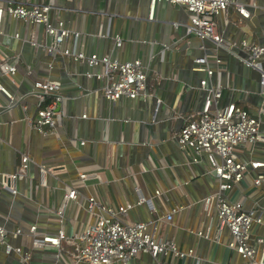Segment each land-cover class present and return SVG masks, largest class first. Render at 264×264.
<instances>
[{
    "label": "crops",
    "instance_id": "1",
    "mask_svg": "<svg viewBox=\"0 0 264 264\" xmlns=\"http://www.w3.org/2000/svg\"><path fill=\"white\" fill-rule=\"evenodd\" d=\"M18 1L0 0V6ZM36 1L51 2L52 22L63 20L67 28L80 32L78 38L70 40L73 50L110 55L120 61L140 59L147 66L145 95L121 96L115 101L104 98L103 82L85 74L99 71V67L48 54L42 46L48 41L42 24L2 17L0 59L4 56L17 61V71L11 77L0 73V86L13 97L10 101L0 91V176L15 172L23 154L29 163L25 176L15 182V194L0 187V224L7 229V240L30 251V258L21 261L19 254L6 253L0 246V264L70 262L66 253L57 260L53 248L32 249L29 234L13 237L11 232L17 227L26 231L30 224H36L41 233L52 234L62 227L72 236L94 220L85 209L88 196L112 208L130 203L127 214L118 216L122 222L153 221L156 225L151 223L149 230L154 234L174 240L183 251L193 249L192 255L182 258L160 256L161 264H243L241 256L228 248L230 233L225 227L219 228L215 209L209 214L204 210V198L217 190L206 156L180 148L176 136L204 102L205 91L199 88V80L205 73L193 69L197 56L208 54L221 60L216 65L209 58L214 69L210 83L223 91L219 104H238L253 116L264 108L259 70L244 64L246 54L238 47L225 50L212 41L186 35L188 14L179 4L161 1L151 6L149 0ZM232 2L216 18L218 32L229 42L246 38L264 45V0ZM238 5L248 10V17L237 11ZM16 32L19 38L14 37ZM116 35L122 38L118 47L114 45ZM30 39L41 45L32 46ZM261 66L264 70V57ZM41 79L59 82L64 97L55 108L62 118L53 132H48L47 125H43L45 133L37 132L28 123L36 112L32 87ZM260 130L264 134V120ZM82 140L85 142L80 144ZM236 154L243 161L264 162V141L240 145ZM82 172L96 176L81 182L78 174ZM257 173L264 175V166L250 169L224 195L242 201L245 209L264 218V181L259 186L253 184ZM69 187L77 188V198L67 204L60 223L56 211ZM142 198L148 202H139ZM175 207L180 209L166 220V214ZM257 238H263L264 245L261 224L252 225L248 241L256 245ZM62 246L64 250L70 248L65 243ZM153 263L144 253L128 264Z\"/></svg>",
    "mask_w": 264,
    "mask_h": 264
},
{
    "label": "built area",
    "instance_id": "2",
    "mask_svg": "<svg viewBox=\"0 0 264 264\" xmlns=\"http://www.w3.org/2000/svg\"><path fill=\"white\" fill-rule=\"evenodd\" d=\"M151 6L161 1L183 6L188 14V23L185 25L186 35H194L201 41H212L216 47L231 50L238 47L246 54L243 59L247 67L255 68L260 72L259 84L261 92L264 93V70L261 60L264 57V45L251 42L242 38L238 43L227 41L217 30L216 18L225 13L232 0H149ZM51 2H37L36 0H20L14 3H6L0 6V24L2 17L7 15L10 18L28 22L31 25L42 24L48 41L42 44L48 54L63 55L74 61L85 62L90 68L99 67L100 70L86 72V76L95 77L103 82L101 87L104 98L115 101L121 96L135 98L145 95L147 80V66L136 58L129 61H120L110 55L91 53L85 54L82 51L73 50L70 47V40L79 37L80 32L67 28L63 20L51 21ZM237 11L248 17V10L238 5ZM1 33V29H0ZM19 38V33L14 34ZM32 46H40L33 39L29 40ZM115 46H121L122 38L114 37ZM213 58L216 65L221 63L217 56L203 54L194 59V70L205 73V77L199 80V88L205 91V98L201 110L191 114L190 118L180 128L176 140L180 148H191L199 155L204 154L209 163L210 173L217 182V190L208 194L203 200L204 210L207 214L215 209L219 228H227L230 233V240L227 243L229 249L234 250L243 259V264H264L263 238L256 239V245L248 241L250 230L253 224L264 226V218L254 210L245 209L242 201L229 200L224 192L230 190L248 174L250 169H257L264 166V162L257 160L243 161L237 157L236 149L240 145L253 144L264 141V134L261 132L264 108L258 110L257 116L235 103L220 105L222 87L212 85L210 78L214 69L210 66L209 58ZM17 61L9 60L7 57L0 59V73L7 77L13 76L17 71ZM60 83L54 80L41 79L34 82L32 90L36 96V112L28 123L40 133H45L43 125L49 127L48 132L61 122V113L56 111V105L64 98L60 94ZM10 101H13L11 94L0 86ZM82 116H85L83 114ZM85 141L82 140L80 144ZM196 160V159H195ZM29 158L23 154L18 169L12 173H3L0 176V187L16 193L15 182L25 176L28 169ZM44 172V168H39ZM96 176L95 173L82 172L78 179L83 182L85 179ZM264 181V175L257 173L253 178V184L259 186ZM155 194L159 195L156 190ZM77 188L69 187L62 195L60 205L57 208L59 222L62 223V216L67 204L76 200ZM85 209L94 216V220L88 223L79 232L68 236L62 227H58L52 234L41 233L37 230L36 224H30L27 230L17 227L11 232V236L18 237L27 233L31 237V248L45 250L53 248L55 258L59 260L63 253L71 259L65 264H112L120 262L128 264L132 259L141 254H149L153 264H161L159 257L172 254L182 258L193 254V249L183 251L178 248L176 242L163 236H157L150 231L151 223L128 222L124 223L119 215L125 216L131 208L130 203H125L117 208H112L100 202L95 196L85 198ZM148 202L140 199L139 202ZM175 207L166 214V220L178 211ZM156 223H154L155 227ZM199 235L201 233L198 232ZM7 229L0 224V246L6 253L14 252L19 254L21 261L30 258V251L22 250L21 246H14L7 240ZM68 244L69 249L64 250L62 244ZM257 245L260 247L258 248Z\"/></svg>",
    "mask_w": 264,
    "mask_h": 264
}]
</instances>
